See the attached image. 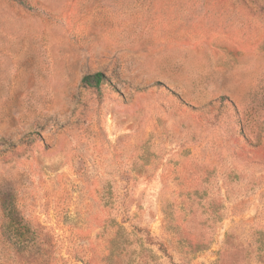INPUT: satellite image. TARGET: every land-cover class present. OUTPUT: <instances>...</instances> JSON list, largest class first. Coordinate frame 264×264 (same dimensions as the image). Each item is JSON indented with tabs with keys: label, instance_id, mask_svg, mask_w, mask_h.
I'll list each match as a JSON object with an SVG mask.
<instances>
[{
	"label": "rangeland",
	"instance_id": "obj_1",
	"mask_svg": "<svg viewBox=\"0 0 264 264\" xmlns=\"http://www.w3.org/2000/svg\"><path fill=\"white\" fill-rule=\"evenodd\" d=\"M0 264H264V0H0Z\"/></svg>",
	"mask_w": 264,
	"mask_h": 264
},
{
	"label": "trees",
	"instance_id": "obj_2",
	"mask_svg": "<svg viewBox=\"0 0 264 264\" xmlns=\"http://www.w3.org/2000/svg\"><path fill=\"white\" fill-rule=\"evenodd\" d=\"M83 85L86 86H92V87H96V88H102L103 86H105L106 84H110L109 79L107 78V76L104 73H96V74H92V75H87L83 78L82 80ZM13 217V214H12ZM12 217L9 219L10 222H12ZM6 231L12 233L13 237L16 239H21L24 238L25 242L29 243L28 240H32L30 241L31 244L33 245H39L40 243H43L44 237H45V233H43L42 230H38L37 228H33L31 226V224L26 221L24 218L22 219V223H20L19 225H14V224H9L8 228H5ZM23 242V243H25Z\"/></svg>",
	"mask_w": 264,
	"mask_h": 264
}]
</instances>
